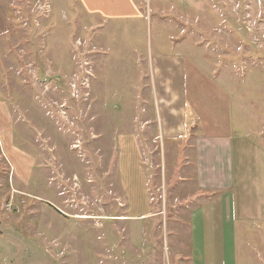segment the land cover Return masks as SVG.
<instances>
[{
    "label": "rangeland",
    "instance_id": "1",
    "mask_svg": "<svg viewBox=\"0 0 264 264\" xmlns=\"http://www.w3.org/2000/svg\"><path fill=\"white\" fill-rule=\"evenodd\" d=\"M137 4L0 0V264H190L193 142H154L157 52L188 58L196 133L228 103L263 137L264 0ZM257 244L238 264H264Z\"/></svg>",
    "mask_w": 264,
    "mask_h": 264
},
{
    "label": "crops",
    "instance_id": "2",
    "mask_svg": "<svg viewBox=\"0 0 264 264\" xmlns=\"http://www.w3.org/2000/svg\"><path fill=\"white\" fill-rule=\"evenodd\" d=\"M78 1L92 15L139 18L137 0ZM150 67L158 119L155 143L165 151V145L193 142L192 162L183 166L189 167L195 188L187 198L192 207L188 260L238 264L240 246L249 250L257 241L264 242V135L235 129L228 103L206 104L214 116L207 117L204 129L196 133L188 123V58L161 51L154 54Z\"/></svg>",
    "mask_w": 264,
    "mask_h": 264
},
{
    "label": "built area",
    "instance_id": "3",
    "mask_svg": "<svg viewBox=\"0 0 264 264\" xmlns=\"http://www.w3.org/2000/svg\"><path fill=\"white\" fill-rule=\"evenodd\" d=\"M158 139H159V136L154 139V142H157Z\"/></svg>",
    "mask_w": 264,
    "mask_h": 264
}]
</instances>
